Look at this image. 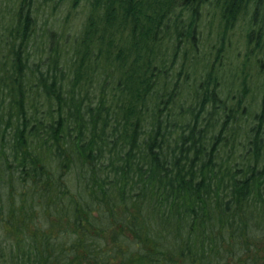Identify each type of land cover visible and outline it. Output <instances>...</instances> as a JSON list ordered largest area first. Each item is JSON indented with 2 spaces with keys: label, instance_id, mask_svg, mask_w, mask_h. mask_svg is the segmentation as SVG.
Returning <instances> with one entry per match:
<instances>
[{
  "label": "trees",
  "instance_id": "16d2710c",
  "mask_svg": "<svg viewBox=\"0 0 264 264\" xmlns=\"http://www.w3.org/2000/svg\"><path fill=\"white\" fill-rule=\"evenodd\" d=\"M37 2L0 0V264H264V87L167 65L204 7L262 50L264 0H88L69 49Z\"/></svg>",
  "mask_w": 264,
  "mask_h": 264
},
{
  "label": "rangeland",
  "instance_id": "374dc122",
  "mask_svg": "<svg viewBox=\"0 0 264 264\" xmlns=\"http://www.w3.org/2000/svg\"><path fill=\"white\" fill-rule=\"evenodd\" d=\"M52 0L46 3L38 0V33L41 27L53 29L61 37L59 40L64 43L66 39L67 45L65 49H69V43L72 42L73 36L76 35L81 28V24L86 17V9H88V0ZM219 21V14L211 7H204L200 10V21L196 31L195 47L186 43L180 46L178 59L170 66V74L177 73L180 66L185 61L186 70L192 73L193 69L202 70L207 65L213 67L215 74L218 75L220 83L224 87L226 93L227 79L235 82L234 86H240L243 80H246L249 89L248 103H257L261 99L264 87V45L262 50H256L250 53L249 58L245 55L253 49L255 41L251 44L246 41V33L249 25L244 18H240L234 28L227 32L223 46H220L222 38V30ZM165 42V41H164ZM174 44V42H168ZM171 45V47H172ZM221 47V52L218 49ZM172 53V51H169ZM186 52L185 60L183 53ZM219 54V55H217ZM184 60V61H183ZM195 63V64H194ZM186 71L182 70L183 76ZM182 78V77H181ZM239 90V89H238ZM238 90H232L231 96L237 93Z\"/></svg>",
  "mask_w": 264,
  "mask_h": 264
}]
</instances>
